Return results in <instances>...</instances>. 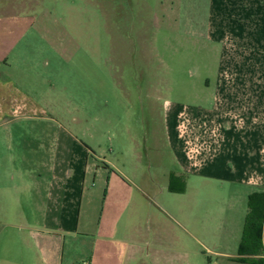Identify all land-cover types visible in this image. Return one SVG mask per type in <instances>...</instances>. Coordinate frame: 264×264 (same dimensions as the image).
Instances as JSON below:
<instances>
[{
  "label": "rangeland",
  "instance_id": "rangeland-1",
  "mask_svg": "<svg viewBox=\"0 0 264 264\" xmlns=\"http://www.w3.org/2000/svg\"><path fill=\"white\" fill-rule=\"evenodd\" d=\"M207 6L206 0H0V28L26 32L17 47V79H37L47 93L32 98L39 108L33 121L13 126L70 127L93 158L158 184L142 200L138 224L148 241L132 264H259L239 254L248 209L239 188L184 176L178 165L176 113L185 109L182 119L202 120L212 103L221 112L222 47L206 40ZM191 130L194 142L198 130ZM16 237L5 231L0 264H37Z\"/></svg>",
  "mask_w": 264,
  "mask_h": 264
},
{
  "label": "crops",
  "instance_id": "crops-1",
  "mask_svg": "<svg viewBox=\"0 0 264 264\" xmlns=\"http://www.w3.org/2000/svg\"><path fill=\"white\" fill-rule=\"evenodd\" d=\"M206 1V40L222 47L221 112L214 103L202 110L210 124H220V139L208 134L203 153L191 158L177 130L185 109L178 111L172 129L178 165L184 176L237 186L248 201L264 192V0ZM25 33L0 28V242L12 230L21 253L33 250L37 264H132L148 241L138 224L142 200L158 184L93 158L70 127L13 126L33 121L39 108L32 98L47 95L37 79H17Z\"/></svg>",
  "mask_w": 264,
  "mask_h": 264
},
{
  "label": "trees",
  "instance_id": "trees-1",
  "mask_svg": "<svg viewBox=\"0 0 264 264\" xmlns=\"http://www.w3.org/2000/svg\"><path fill=\"white\" fill-rule=\"evenodd\" d=\"M173 182V177L171 178ZM171 192H176L172 186ZM184 192V189L178 191ZM249 212L246 216L241 244L239 248L240 256L259 260V264H264V192L254 193L248 198Z\"/></svg>",
  "mask_w": 264,
  "mask_h": 264
},
{
  "label": "built area",
  "instance_id": "built-area-1",
  "mask_svg": "<svg viewBox=\"0 0 264 264\" xmlns=\"http://www.w3.org/2000/svg\"><path fill=\"white\" fill-rule=\"evenodd\" d=\"M185 115V111H183V113L180 115L179 117V124L177 127V130L179 132V135L181 138H184V142L185 145L187 147V151H188V155L193 158V159H197V156L201 155V153H203L202 151V147L204 145V143H206V141H209V138L207 137V135L209 134L210 138H214L215 141H219L220 139V127L217 126V122H213L214 124H210V121H207V119L205 117L201 118L202 120H196L195 118H193V121H197L195 122L196 126L192 124V120H187L186 118L182 119L181 116ZM186 121L189 123L188 126H192L191 129H195L198 130L197 135L195 136V138H200L199 140L194 138V142H193V138L190 139L188 137L187 132L191 133V129L189 130V127L186 125ZM192 121V122H191ZM186 123V124H185ZM186 134V136H184ZM193 134V133H192ZM200 135V136H199ZM208 139V140H206ZM206 140V141H205ZM189 144H194L193 147H188ZM82 264H91L88 261H84L82 262Z\"/></svg>",
  "mask_w": 264,
  "mask_h": 264
}]
</instances>
